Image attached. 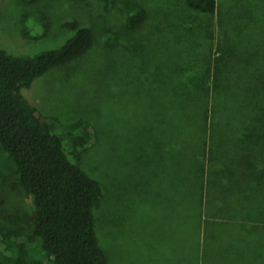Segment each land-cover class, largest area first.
<instances>
[{"label":"rangeland","instance_id":"obj_1","mask_svg":"<svg viewBox=\"0 0 264 264\" xmlns=\"http://www.w3.org/2000/svg\"><path fill=\"white\" fill-rule=\"evenodd\" d=\"M216 1L210 14L188 0H0L9 53L57 48L76 32L69 24L94 33L87 54L23 95L63 134L96 128L81 166L104 187L94 213L110 264H264V0ZM139 7L146 20L131 29ZM197 76L213 89L205 101L215 115L204 191ZM3 174L0 225L34 238L27 194L13 171ZM28 247L44 260L37 241Z\"/></svg>","mask_w":264,"mask_h":264},{"label":"trees","instance_id":"obj_2","mask_svg":"<svg viewBox=\"0 0 264 264\" xmlns=\"http://www.w3.org/2000/svg\"><path fill=\"white\" fill-rule=\"evenodd\" d=\"M23 1L35 4L40 0ZM188 4L205 13L217 10L216 0H188ZM40 17L43 26L39 29L46 36L51 24L46 15ZM146 17V9L139 7L130 15V28L138 29ZM69 26L76 32L61 46L36 55H15L0 46V181L7 180L3 172H14L30 201L35 230L32 238L0 225V264H109L97 236L94 213L104 196V187L81 166L83 150L98 140L96 128L83 124L63 134L56 128V121L23 95V89L31 88L38 78L84 56L93 47L90 28L76 23ZM196 78L198 88L192 91L193 98L203 101H198V107L194 105L192 122L203 118L195 128H201L204 144L195 138V146L201 144L204 148L196 156L204 191L206 134H211L208 128H212L210 122L215 116L205 100L211 90H220L221 78L218 74L213 89L202 87L200 77ZM33 241H37L44 260L31 253L28 245Z\"/></svg>","mask_w":264,"mask_h":264},{"label":"crops","instance_id":"obj_3","mask_svg":"<svg viewBox=\"0 0 264 264\" xmlns=\"http://www.w3.org/2000/svg\"><path fill=\"white\" fill-rule=\"evenodd\" d=\"M103 197H105V193H104V196ZM108 257V256H107ZM110 264V263H109Z\"/></svg>","mask_w":264,"mask_h":264}]
</instances>
